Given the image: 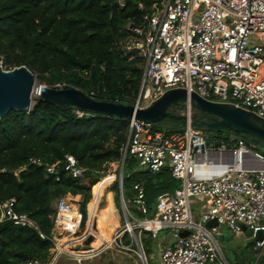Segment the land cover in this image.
<instances>
[{"label": "built area", "instance_id": "1", "mask_svg": "<svg viewBox=\"0 0 264 264\" xmlns=\"http://www.w3.org/2000/svg\"><path fill=\"white\" fill-rule=\"evenodd\" d=\"M119 5L123 6L122 0ZM127 29L130 35L125 48L144 59L135 107L147 106L167 90L182 88L209 101L232 103L264 119V0H163L152 6L140 24ZM182 109L188 117L190 106ZM126 121L123 158L135 157L140 168L152 173L167 166L179 186L157 196L150 217L144 188L134 184L133 198L125 201L121 197L126 220L112 242L124 232L134 235L135 228L152 236L169 229L173 242L161 251L158 264H229L219 240L222 227L237 234L242 224L250 228L252 237L263 233L261 240L252 241L259 250L256 261L260 259L264 253V156L237 136L229 148L215 147L189 121L182 130L171 132L134 117ZM112 166L108 165L105 174L112 173ZM63 170L73 178H82L84 173L71 155L65 156ZM45 171L56 175L53 165H45ZM117 183L121 189L120 174ZM66 197L54 203L48 260L29 264H56L64 255L71 256L75 264H87L100 253V246L74 247L81 212ZM197 202L201 203L198 219L192 210ZM128 205L142 217L131 222ZM13 207V199L0 201V222L32 225L26 214ZM211 219L217 224L205 226ZM182 231L188 234L179 236ZM117 245L131 250L120 241ZM135 252L145 261L142 251Z\"/></svg>", "mask_w": 264, "mask_h": 264}, {"label": "trees", "instance_id": "2", "mask_svg": "<svg viewBox=\"0 0 264 264\" xmlns=\"http://www.w3.org/2000/svg\"><path fill=\"white\" fill-rule=\"evenodd\" d=\"M120 1L0 0L3 63L10 69L25 65L48 87L71 85L96 100L133 104L144 59L125 48L130 35L127 26L140 24L152 6L163 0H122L123 6ZM178 108L171 105L169 111ZM212 133L215 138L207 139L210 143L232 145L237 136L229 127ZM127 137L124 117L47 103L38 97L29 110H9L0 117V201L13 199V209L32 221L26 227L0 222V264L48 260L52 246L48 237L58 197L80 194L85 204L92 187V220L102 210L97 204L105 185L113 180L112 176L100 179L110 163L119 166L123 161L121 192L125 201L133 198L134 184L143 186L147 216L151 217L157 196L172 193L179 181L167 166L152 173L140 168L135 157L123 158ZM254 150L264 156L259 145ZM66 155L84 168L82 178H73L63 170ZM45 165H53L56 175L48 174ZM129 209L142 217L131 205ZM150 239L144 240V246ZM242 262L263 264L264 259L251 261L244 256Z\"/></svg>", "mask_w": 264, "mask_h": 264}, {"label": "water", "instance_id": "3", "mask_svg": "<svg viewBox=\"0 0 264 264\" xmlns=\"http://www.w3.org/2000/svg\"><path fill=\"white\" fill-rule=\"evenodd\" d=\"M129 26L132 27L133 24H129ZM2 62L3 57L0 56V117L9 110L17 112L29 110L35 93L37 94L36 97L47 103L71 105L79 110L111 114L126 119L134 117L144 124L162 128L165 131H180L187 121H189L190 126L202 133L222 131L229 127L246 145L252 147L259 145L264 148V119L232 103L209 101L194 92L188 94L186 90L177 88L165 91L147 106L139 108L132 104L96 100L71 85L51 88L37 84L36 75L25 65L5 70L2 67ZM186 104L190 106V110L193 112L188 117L183 113L169 111L171 105L182 108ZM170 119H176L179 123L174 125ZM212 144L215 147L224 145L229 148L231 146L223 141H213ZM122 169L123 161L120 163V176ZM155 205L154 201L153 209ZM216 224V220L211 219L206 222L205 226L210 227ZM240 227L241 232L246 237L244 243L261 240L263 237L261 231L252 237L250 228L242 224ZM187 234L188 231H182L179 236Z\"/></svg>", "mask_w": 264, "mask_h": 264}, {"label": "crops", "instance_id": "4", "mask_svg": "<svg viewBox=\"0 0 264 264\" xmlns=\"http://www.w3.org/2000/svg\"><path fill=\"white\" fill-rule=\"evenodd\" d=\"M119 173L120 171L118 170L117 173L112 172L109 175L105 174L100 178L102 179L107 176H112L113 180L105 185L103 194L97 204L98 208L102 210L99 211V213L90 221L89 204L92 200L91 197L93 198V193L90 197L91 200L89 199L85 203V210L83 212L81 211V206L79 205L84 202L83 196L80 194L66 195V198L72 201L73 205L81 212L79 231L73 241L74 247L84 248L89 246H100V253L87 262V264H144V262L148 264L147 259H151L158 264L161 251L171 244V242H166L165 237L158 239V233L161 230L157 231L155 236H152L149 232L139 231V228H135L133 231L134 235L124 232L121 234L120 239H116L115 242H112L114 235L122 228L119 226L120 215L118 212V210H120L121 213H123L121 204V197L123 198L122 192L117 185L116 196V192L111 187L113 181L115 182L117 180ZM73 200L76 202L74 203ZM197 204L201 203L197 202L193 206ZM198 211H200V209H198ZM129 213L131 214L130 211ZM131 215V222H135V220L139 219V217L134 214ZM195 217L197 216L195 215ZM148 236H150L151 239L146 247L143 242L144 240L147 241ZM245 238L246 237L244 236V239ZM118 241L126 247L131 248V250L122 249L119 245H117ZM135 251H142L145 261H143ZM56 264H75V262L71 256L64 255Z\"/></svg>", "mask_w": 264, "mask_h": 264}, {"label": "rangeland", "instance_id": "5", "mask_svg": "<svg viewBox=\"0 0 264 264\" xmlns=\"http://www.w3.org/2000/svg\"><path fill=\"white\" fill-rule=\"evenodd\" d=\"M2 67L5 70H9L10 69V67L5 65L3 62H2ZM36 83L40 84V85H44L43 83H39L37 80H36ZM36 98H37L36 96L33 97L32 104L34 103ZM173 112L174 113H182V112H184V109L178 108V109L174 110ZM191 113L193 114V112H191ZM170 122L171 123H175L176 119H170ZM214 136L215 135H213L212 132H208V133L204 134V137L206 139H209L210 137L213 138ZM247 146H249V145H247ZM250 148L254 150L255 147L250 146ZM108 168L109 167H107V169ZM110 169H111V172H115V173L118 172V167L115 164H113V166L110 167ZM117 185H118V183H117V180H116L115 182L113 181L112 186H111L112 189L116 192V196H117ZM91 196H92V187H91ZM91 199H92V197H91ZM75 202L76 201H74V203ZM79 205L81 206V211L83 212L85 210L84 202L80 203ZM118 208H119V206H118ZM197 208L200 209V204H197V205L193 206L192 210L194 212V216L196 215L197 216L196 218L198 219L199 211H198ZM128 210L130 211L129 205H128ZM118 212H119V215H120L119 226L123 227V225L125 223V220H126V217H125V215L123 213H121L120 210H118ZM162 237H165L166 242H169V243L173 242V238L171 236V233H170L169 229H163V230L159 231L158 239H160ZM219 240H220V243H221V246H222V250H223L224 256H225V258H226V260H227V262L229 264H235V263L236 264H243L242 260L244 259V256L245 257L246 256L250 257L251 261L256 260L257 254L259 253V250L254 247L253 242H250L249 244H245L244 243V235H243L242 232H239L237 234H233L232 232H230L227 229V227L223 226L222 227V235L219 238ZM263 257H264V253L261 256V261L263 260ZM147 263L148 264H156V262L152 261L151 259H147Z\"/></svg>", "mask_w": 264, "mask_h": 264}, {"label": "bare ground", "instance_id": "6", "mask_svg": "<svg viewBox=\"0 0 264 264\" xmlns=\"http://www.w3.org/2000/svg\"><path fill=\"white\" fill-rule=\"evenodd\" d=\"M35 96H37V94L34 93V94H33V97H35Z\"/></svg>", "mask_w": 264, "mask_h": 264}, {"label": "clouds", "instance_id": "7", "mask_svg": "<svg viewBox=\"0 0 264 264\" xmlns=\"http://www.w3.org/2000/svg\"><path fill=\"white\" fill-rule=\"evenodd\" d=\"M121 190V189H120Z\"/></svg>", "mask_w": 264, "mask_h": 264}, {"label": "flooded vegetation", "instance_id": "8", "mask_svg": "<svg viewBox=\"0 0 264 264\" xmlns=\"http://www.w3.org/2000/svg\"><path fill=\"white\" fill-rule=\"evenodd\" d=\"M178 124V123H177Z\"/></svg>", "mask_w": 264, "mask_h": 264}]
</instances>
